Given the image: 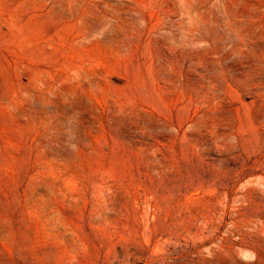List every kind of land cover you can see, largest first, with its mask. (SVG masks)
Masks as SVG:
<instances>
[{
    "label": "rangeland",
    "instance_id": "obj_1",
    "mask_svg": "<svg viewBox=\"0 0 264 264\" xmlns=\"http://www.w3.org/2000/svg\"><path fill=\"white\" fill-rule=\"evenodd\" d=\"M0 264H264V0H0Z\"/></svg>",
    "mask_w": 264,
    "mask_h": 264
}]
</instances>
